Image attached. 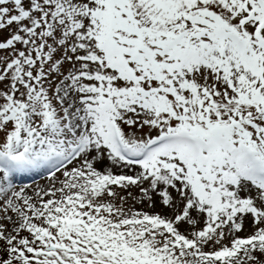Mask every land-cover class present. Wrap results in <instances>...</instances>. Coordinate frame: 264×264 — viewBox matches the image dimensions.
<instances>
[{
    "label": "snow or ice",
    "instance_id": "1",
    "mask_svg": "<svg viewBox=\"0 0 264 264\" xmlns=\"http://www.w3.org/2000/svg\"><path fill=\"white\" fill-rule=\"evenodd\" d=\"M0 264H264V0H0Z\"/></svg>",
    "mask_w": 264,
    "mask_h": 264
},
{
    "label": "rangeland",
    "instance_id": "2",
    "mask_svg": "<svg viewBox=\"0 0 264 264\" xmlns=\"http://www.w3.org/2000/svg\"><path fill=\"white\" fill-rule=\"evenodd\" d=\"M48 173H43L39 176H37L35 179H27L25 181H23V184H27L29 185V187L26 189V194L27 195H34V190L37 187L43 188L45 186H48L50 184V181L48 179ZM59 175V173L57 174ZM21 182H18V184ZM18 190V189H17ZM140 205H137V208H140ZM144 210L145 211H150V209H148L146 206H144ZM9 227H11V225H8ZM241 235H244V233H242Z\"/></svg>",
    "mask_w": 264,
    "mask_h": 264
},
{
    "label": "bare ground",
    "instance_id": "3",
    "mask_svg": "<svg viewBox=\"0 0 264 264\" xmlns=\"http://www.w3.org/2000/svg\"><path fill=\"white\" fill-rule=\"evenodd\" d=\"M36 175H37V174H36ZM36 175H35V176H36ZM35 176H32V177H35ZM25 180H26V179H25ZM25 180H24V181H25Z\"/></svg>",
    "mask_w": 264,
    "mask_h": 264
}]
</instances>
